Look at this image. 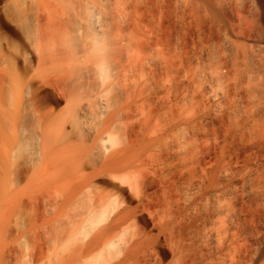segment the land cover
<instances>
[{
	"label": "bare ground",
	"instance_id": "bare-ground-1",
	"mask_svg": "<svg viewBox=\"0 0 264 264\" xmlns=\"http://www.w3.org/2000/svg\"><path fill=\"white\" fill-rule=\"evenodd\" d=\"M0 264H264V0H0Z\"/></svg>",
	"mask_w": 264,
	"mask_h": 264
},
{
	"label": "rangeland",
	"instance_id": "rangeland-1",
	"mask_svg": "<svg viewBox=\"0 0 264 264\" xmlns=\"http://www.w3.org/2000/svg\"><path fill=\"white\" fill-rule=\"evenodd\" d=\"M51 197H52V195H51ZM72 201H74V202H69V204L67 203V205H65V207H64V209H63V212H62V217H64V218H62V219H65V217H67V216H69V215H71V214H74L75 213V211H77L78 210V207H77V203H76V201L75 200H72ZM71 203V204H70ZM70 207V208H69ZM67 208V209H66ZM70 209V210H69ZM69 212V213H68ZM61 219V220H62Z\"/></svg>",
	"mask_w": 264,
	"mask_h": 264
}]
</instances>
